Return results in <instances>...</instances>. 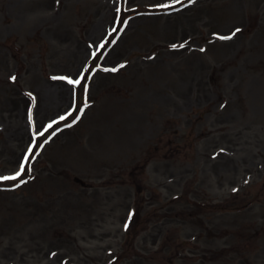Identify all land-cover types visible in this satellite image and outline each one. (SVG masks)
<instances>
[{
    "label": "rangeland",
    "instance_id": "rangeland-1",
    "mask_svg": "<svg viewBox=\"0 0 264 264\" xmlns=\"http://www.w3.org/2000/svg\"><path fill=\"white\" fill-rule=\"evenodd\" d=\"M21 164L0 264H264V0H0Z\"/></svg>",
    "mask_w": 264,
    "mask_h": 264
},
{
    "label": "snow or ice",
    "instance_id": "snow-or-ice-1",
    "mask_svg": "<svg viewBox=\"0 0 264 264\" xmlns=\"http://www.w3.org/2000/svg\"><path fill=\"white\" fill-rule=\"evenodd\" d=\"M194 2H195V0H189V3H194ZM162 7H168V5H162ZM125 23H126V21H125ZM239 31H240V29H236V32H239ZM233 35H235V32L233 33ZM220 38L221 39H231V37H220ZM173 47H175V46H173ZM181 47H183V45H181ZM201 51H203V49H201ZM12 79H15V77H13ZM80 82H81L80 80H68V83L69 84H80ZM60 119L63 120V119H65V117L62 116ZM51 127H52V125L49 124L48 125V128H51ZM41 135H42V133H41ZM29 151H31V150H29ZM24 159H25V161H27L28 157L25 156ZM24 171H25L24 165L21 164L20 170L16 173L15 176H11V177H8V176L0 177V179H3V180H16L18 177L21 176V174Z\"/></svg>",
    "mask_w": 264,
    "mask_h": 264
},
{
    "label": "water",
    "instance_id": "water-1",
    "mask_svg": "<svg viewBox=\"0 0 264 264\" xmlns=\"http://www.w3.org/2000/svg\"><path fill=\"white\" fill-rule=\"evenodd\" d=\"M76 181H79L81 184H84V182L78 178H75Z\"/></svg>",
    "mask_w": 264,
    "mask_h": 264
}]
</instances>
